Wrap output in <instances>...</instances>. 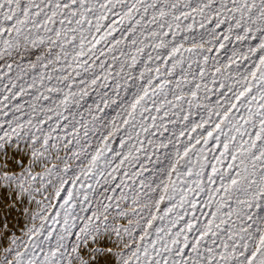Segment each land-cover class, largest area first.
I'll list each match as a JSON object with an SVG mask.
<instances>
[{
	"label": "snow or ice",
	"instance_id": "6c2138e0",
	"mask_svg": "<svg viewBox=\"0 0 264 264\" xmlns=\"http://www.w3.org/2000/svg\"><path fill=\"white\" fill-rule=\"evenodd\" d=\"M0 264H264V0H0Z\"/></svg>",
	"mask_w": 264,
	"mask_h": 264
}]
</instances>
